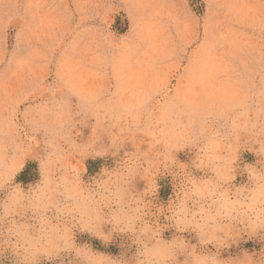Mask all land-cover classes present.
Instances as JSON below:
<instances>
[{
  "label": "clouds",
  "instance_id": "9594fccd",
  "mask_svg": "<svg viewBox=\"0 0 264 264\" xmlns=\"http://www.w3.org/2000/svg\"><path fill=\"white\" fill-rule=\"evenodd\" d=\"M92 3L0 0V64L16 82L0 80V264H264V66L254 89L233 63L245 50L264 58V0H203L249 39L219 32L221 54L207 53L175 87L158 62L172 59L170 38L183 39L189 21L160 0H104L95 14ZM113 9L126 13L141 53L107 31L89 35L108 27ZM73 15L94 22L74 25L88 36L83 55L62 53L55 87L33 101L32 62L43 54L31 41L57 37ZM90 156L114 166L86 180L80 161ZM26 158L39 162L40 178L25 186L16 177ZM162 175L171 178L166 201ZM77 232L104 245L120 237L121 251L78 243ZM249 240L259 249L241 246Z\"/></svg>",
  "mask_w": 264,
  "mask_h": 264
},
{
  "label": "rangeland",
  "instance_id": "374dc122",
  "mask_svg": "<svg viewBox=\"0 0 264 264\" xmlns=\"http://www.w3.org/2000/svg\"><path fill=\"white\" fill-rule=\"evenodd\" d=\"M66 3L69 8H72V0H66ZM160 3L165 8H171L181 14L190 23L189 31L184 35L183 39H179L175 35L170 38L174 46V55L172 59L158 62L159 73L168 79L170 87H175L193 68L199 67L200 62L206 57L207 53L212 52L216 55L221 54L224 43L218 38L219 32H226L230 39L239 42L249 39V30L243 28L241 25L235 24L231 18L224 16L222 9L214 6L210 13L205 12L206 6L203 0H184L183 3H180V0H160ZM103 8L104 0H93V3L87 6V12L91 14L97 12L103 13ZM105 19L107 20L108 27L105 29L104 26L101 25L97 30L90 31V36L99 40L103 32L107 31L110 38L113 40H128L133 45L137 54L143 51L144 45L140 43L138 38L134 35L130 20L123 10L119 11V9H113V14L111 16H105ZM204 19H207L209 25V32L207 34H205L203 30ZM78 22L81 26L85 23L94 24L93 21H85L82 17L73 15L66 24L64 31L58 34L57 37L49 38L48 36H42L39 40L33 39L31 41L30 46L38 48L43 54L41 58L35 59L32 62L35 79L30 76L29 82L38 89V95L31 98L33 101L47 98L45 90L55 87L56 67L62 59V53L67 52L74 57L83 55L82 49L84 44L88 43V36H78L76 34L77 30L74 25ZM11 32L12 30L10 29V35ZM251 39H253L254 42L256 41L255 34H253ZM73 41H76L75 51L72 49ZM9 43L11 44V39ZM256 47H260L259 42H256ZM239 58L248 61L247 69H242L240 67ZM233 63L236 64L237 70L242 72L244 79L248 81L250 86H253L254 89L260 87V76L262 66H264V58H261L255 50H245L237 54V58L233 59ZM10 71V68L6 67L5 64H0V80H7L10 84H14L16 82L9 79ZM79 131L82 133L80 139H86L88 135L87 128H81ZM29 139L34 140L32 137ZM242 155L243 158L249 162L255 159L254 155L247 151ZM179 156L181 159L187 158L184 153H180ZM114 163L115 158L111 156H90L85 158L84 161H80L81 167L86 170L84 175V179L86 180L89 176L96 174L102 166L111 167L114 166ZM39 178V162L32 158H26L25 166L21 172L18 173L16 181L26 186L28 183H34ZM170 179L168 175L158 177V183L161 186L159 195L160 198L165 201L171 194ZM239 179L238 177V180ZM169 235L170 232L166 231L165 236L167 237ZM121 239L122 238L117 237L113 242L104 245L102 241L88 233H76V240L78 243H89L94 249L108 252L113 255H118L121 251ZM241 246L252 250L253 248L259 249L260 244L249 240ZM225 255H227V253H225ZM5 264H11L10 256ZM41 264H59V261L41 260Z\"/></svg>",
  "mask_w": 264,
  "mask_h": 264
}]
</instances>
